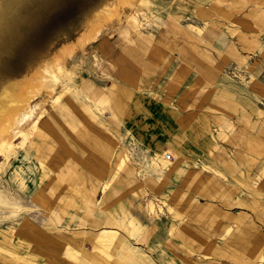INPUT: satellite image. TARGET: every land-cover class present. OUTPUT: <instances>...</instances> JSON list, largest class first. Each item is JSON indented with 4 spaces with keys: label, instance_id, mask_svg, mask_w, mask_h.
<instances>
[{
    "label": "rangeland",
    "instance_id": "374dc122",
    "mask_svg": "<svg viewBox=\"0 0 264 264\" xmlns=\"http://www.w3.org/2000/svg\"><path fill=\"white\" fill-rule=\"evenodd\" d=\"M124 3L0 0V264H264V0Z\"/></svg>",
    "mask_w": 264,
    "mask_h": 264
},
{
    "label": "bare ground",
    "instance_id": "6f19581e",
    "mask_svg": "<svg viewBox=\"0 0 264 264\" xmlns=\"http://www.w3.org/2000/svg\"><path fill=\"white\" fill-rule=\"evenodd\" d=\"M123 3H124V0H123ZM124 4H126V3H124ZM99 11H101V10H99ZM106 11L107 10H102V12L100 14L105 15L104 13ZM45 69H47V68H45ZM33 86L34 85H32V87H30V88L24 89L25 88L24 87L22 89V88H20L19 83L10 82V81H7L6 83L1 85V87H0V131L1 132H3V133L10 132L14 128L15 124H17V122L19 120V116L22 115L24 113V110L27 108V104L29 102V99L31 97H33L34 95H36V93L38 92L37 87L36 86L33 87ZM65 128H66V126H65Z\"/></svg>",
    "mask_w": 264,
    "mask_h": 264
},
{
    "label": "crops",
    "instance_id": "0c3cea01",
    "mask_svg": "<svg viewBox=\"0 0 264 264\" xmlns=\"http://www.w3.org/2000/svg\"><path fill=\"white\" fill-rule=\"evenodd\" d=\"M98 152H100V151H98ZM105 159H106V151H103L101 154H100V156L98 157V165L99 166H103L104 164H105ZM39 234V233H38ZM40 236H43L42 234H39ZM22 236H24V237H26V238H29V239H31V237L29 236H26V235H22ZM104 240H107L108 242H107V244L106 245H100V246H98L99 248H100V250H98L99 252L101 251L102 253L104 252V253H106L107 255H117V256H125L124 255V253L122 252H115V251H113L114 252V254L113 253H111L110 252V247H111V245L113 244V243H116V244H118V243H121L120 245H123L124 243H123V241L121 240V239H118V240H116V241H112V240H110L109 238H106V239H104ZM52 241V242H51ZM40 243L41 244V246L42 247H44V248H46V249H51L52 251H54V253L56 254L55 256H56V258L58 259V257H57V252L59 253V251H61V249L63 248V244H62V240H60L59 238H57V239H50V240H47L45 237L44 238H41V237H39V240L37 241V243ZM65 243V242H64ZM119 245V244H118ZM52 246H54L53 248H52ZM107 247V248H106ZM114 249V248H113ZM66 251V253L68 254V256H78V255H82V254H85L83 251H82V249H81V247L78 245V243H75V242H73V243H71L70 244V246L69 247H67V249L65 250ZM41 252V251H40ZM115 253H117V254H115ZM42 255H45L43 252H42ZM89 257H91L92 258V261L96 264H104L105 263V261H106V258H108V256H104V257H96V256H89ZM110 260V262H113V261H115V258H112V259H109ZM61 261V260H60ZM83 263V262H82ZM80 264V263H79Z\"/></svg>",
    "mask_w": 264,
    "mask_h": 264
},
{
    "label": "built area",
    "instance_id": "2783aa9c",
    "mask_svg": "<svg viewBox=\"0 0 264 264\" xmlns=\"http://www.w3.org/2000/svg\"><path fill=\"white\" fill-rule=\"evenodd\" d=\"M164 159H165L166 161H169V160L171 159V156H170L169 154H167V155H165Z\"/></svg>",
    "mask_w": 264,
    "mask_h": 264
}]
</instances>
